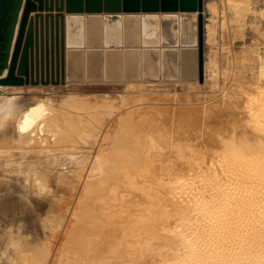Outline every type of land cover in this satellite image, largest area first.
<instances>
[{
	"label": "rangeland",
	"instance_id": "1",
	"mask_svg": "<svg viewBox=\"0 0 264 264\" xmlns=\"http://www.w3.org/2000/svg\"><path fill=\"white\" fill-rule=\"evenodd\" d=\"M202 24L201 53L83 48L73 81L39 39V83L34 49V84L0 88L41 106L0 137V264H264V0Z\"/></svg>",
	"mask_w": 264,
	"mask_h": 264
},
{
	"label": "water",
	"instance_id": "2",
	"mask_svg": "<svg viewBox=\"0 0 264 264\" xmlns=\"http://www.w3.org/2000/svg\"><path fill=\"white\" fill-rule=\"evenodd\" d=\"M20 1L0 0V51L4 50L6 34L11 22H13L14 5L16 2L20 5ZM194 4L197 16L194 15L195 12H192V8L189 10L193 15L180 16L175 14H87L83 16L82 14L64 15V0H22L16 25L13 29L14 34L12 33L13 38L7 67L4 63L5 56L0 53V70L2 69L0 86L27 84L29 75L33 80L34 49L37 82L38 41L40 39V47H43L44 36L46 52L49 36L51 52H53V43H56V56L60 55L62 73L65 69V48L69 49L66 57L68 81L78 78L79 70L75 69L74 66L76 63L77 66L81 65L82 62L84 63V59L77 57L76 52H80L83 48L95 47L115 51L114 49H121L122 47L196 46L201 53L203 0H195ZM182 32H185V35L181 36V41H179L178 34ZM128 51L133 52L132 50ZM200 55L196 63V73L197 76L201 77ZM101 59L103 60V56L97 60L87 59V63H101ZM123 62L126 65L130 63L128 59ZM58 69L59 67L57 73ZM95 74H99L98 71ZM126 74L129 73L126 72ZM56 79H59L58 74ZM31 83L34 84L33 81ZM41 84H44V81L41 80Z\"/></svg>",
	"mask_w": 264,
	"mask_h": 264
},
{
	"label": "bare ground",
	"instance_id": "3",
	"mask_svg": "<svg viewBox=\"0 0 264 264\" xmlns=\"http://www.w3.org/2000/svg\"><path fill=\"white\" fill-rule=\"evenodd\" d=\"M192 1L193 0H64V15H71V14H82V15L83 14H101V15H104V14H133V13L140 14V13H155V12L172 13L175 11L182 12V11H191L189 9L191 8ZM31 81L34 82V80H30V82ZM4 87L6 86H0V88H4ZM40 108L41 106L39 104L35 103L31 105V103L25 99L18 101L16 98L3 97L2 95H0V137L4 139L12 138V137H8V135L9 136L11 135L14 137L15 135L13 134L15 133V130L17 129L16 123H18V121L21 120L19 122L18 129H22L25 124L31 121L32 118H34L38 114V112L40 111ZM21 138H25V136H20L18 139H21ZM41 160L42 159H40V161ZM33 161H35V159ZM33 161L31 160L29 164L33 163ZM40 161L38 163L41 166ZM40 166L38 167L39 170H40ZM28 168H26L25 166L22 167L23 170L21 172H25L26 174V170L24 169H28ZM20 170L18 171V173L20 172ZM41 170L43 169L41 168ZM48 170H50V168H48ZM17 171L15 170L14 172L16 173ZM44 171L45 169L42 172ZM50 171L52 172V170ZM51 172L50 173L48 172V173L51 174ZM31 174H34V173H31ZM49 174L46 176L48 177ZM42 175H45V174H42ZM50 177L53 178V175Z\"/></svg>",
	"mask_w": 264,
	"mask_h": 264
},
{
	"label": "trees",
	"instance_id": "4",
	"mask_svg": "<svg viewBox=\"0 0 264 264\" xmlns=\"http://www.w3.org/2000/svg\"><path fill=\"white\" fill-rule=\"evenodd\" d=\"M16 3L14 5V11H13L14 12L13 22H11V24H10V27H9L7 34H6L5 43H4V50H3V55L5 56L4 63H6V59L8 57L9 48H10L11 39H12V33H13L14 25L16 22V16H17V13L19 10V3L18 2H16ZM1 71H2V69L0 70V73H1Z\"/></svg>",
	"mask_w": 264,
	"mask_h": 264
},
{
	"label": "flooded vegetation",
	"instance_id": "5",
	"mask_svg": "<svg viewBox=\"0 0 264 264\" xmlns=\"http://www.w3.org/2000/svg\"><path fill=\"white\" fill-rule=\"evenodd\" d=\"M4 43H5V42H4ZM0 53H1V55L3 54V49L0 51ZM2 60H3V59H2ZM2 60H1V61H2Z\"/></svg>",
	"mask_w": 264,
	"mask_h": 264
}]
</instances>
